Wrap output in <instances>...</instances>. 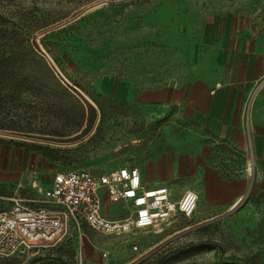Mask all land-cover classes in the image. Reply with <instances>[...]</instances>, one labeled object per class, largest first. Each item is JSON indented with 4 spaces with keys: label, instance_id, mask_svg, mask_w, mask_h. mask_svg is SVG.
<instances>
[{
    "label": "rangeland",
    "instance_id": "rangeland-1",
    "mask_svg": "<svg viewBox=\"0 0 264 264\" xmlns=\"http://www.w3.org/2000/svg\"><path fill=\"white\" fill-rule=\"evenodd\" d=\"M237 23L245 37H264V0H0V144L27 152L26 174L40 180L122 166L142 176L140 167L148 172L192 127L170 119L174 107L131 99L128 86L179 84L205 35L227 40ZM226 155L219 151L224 163L213 167L249 181L232 208L199 197L190 217L120 235L70 223L56 243L0 256V264H264V163H247V154L225 163ZM161 170L175 197L184 184L201 186ZM18 183L0 186V195Z\"/></svg>",
    "mask_w": 264,
    "mask_h": 264
},
{
    "label": "crops",
    "instance_id": "crops-1",
    "mask_svg": "<svg viewBox=\"0 0 264 264\" xmlns=\"http://www.w3.org/2000/svg\"><path fill=\"white\" fill-rule=\"evenodd\" d=\"M218 26L219 22L214 24L217 30ZM244 26V23L234 25L227 40L220 32L207 33L201 41L203 46L196 50L197 59L188 66L179 84L149 89L128 86L131 99L162 105L163 109L174 107L177 112L170 114V119H182L192 127L186 128V139L172 144L158 160L149 162L148 172L140 167L142 182L147 187L165 186L170 191V182L159 180L157 167L162 169L163 177L170 179L187 174L201 185L195 189L198 201L200 197L213 208L229 205V209L249 181L224 179L211 164L224 163L218 158L219 151L225 149L229 154L225 163H232L230 157L242 158L246 154L247 163H264V37H245L241 34ZM27 163H30L27 152L0 144V186L7 189L9 184L19 182L13 192L0 197L13 194L40 197L37 190L50 187L53 173L40 180L36 173L26 174ZM31 182L41 186L31 189ZM190 188L185 184L180 186L178 197L170 191L172 200L193 189ZM103 201L107 202L106 210ZM112 205L122 208L119 203H110L103 192V213L122 217L121 212H112Z\"/></svg>",
    "mask_w": 264,
    "mask_h": 264
},
{
    "label": "built area",
    "instance_id": "built-area-1",
    "mask_svg": "<svg viewBox=\"0 0 264 264\" xmlns=\"http://www.w3.org/2000/svg\"><path fill=\"white\" fill-rule=\"evenodd\" d=\"M103 192L110 203L122 205L125 216L113 218L103 213ZM37 193L40 197H0V256L50 246L66 234L70 223L114 235L151 229L176 214L190 217L198 202L192 190L172 200L167 187H147L135 166L109 173L85 169L55 172L50 187ZM78 264L86 263L80 259Z\"/></svg>",
    "mask_w": 264,
    "mask_h": 264
}]
</instances>
